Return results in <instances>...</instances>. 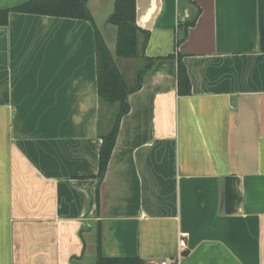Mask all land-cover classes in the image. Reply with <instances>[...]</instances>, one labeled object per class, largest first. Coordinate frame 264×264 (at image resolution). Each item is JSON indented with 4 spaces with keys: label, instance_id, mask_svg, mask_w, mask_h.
Instances as JSON below:
<instances>
[{
    "label": "crops",
    "instance_id": "1",
    "mask_svg": "<svg viewBox=\"0 0 264 264\" xmlns=\"http://www.w3.org/2000/svg\"><path fill=\"white\" fill-rule=\"evenodd\" d=\"M135 1L143 54L159 59L128 95L102 179L112 108L98 93L95 28L124 76L135 83L144 64L116 56L115 0H88L95 27L18 11L0 25V264H95L99 249L147 264H264V0ZM227 176L239 179L233 213Z\"/></svg>",
    "mask_w": 264,
    "mask_h": 264
},
{
    "label": "trees",
    "instance_id": "2",
    "mask_svg": "<svg viewBox=\"0 0 264 264\" xmlns=\"http://www.w3.org/2000/svg\"><path fill=\"white\" fill-rule=\"evenodd\" d=\"M88 0H27L13 7L0 10V25L7 24L11 11L41 15L60 16L89 20L95 27L93 16L87 4ZM109 21L117 26L116 56L119 58H142L143 66L137 71L134 84H129L119 69L101 32L96 30L97 52V80L98 93L101 103L108 107H116L112 122H109L107 131L102 133V144L99 152V178L106 173L113 150L116 145L122 117L129 111L128 95L141 88L144 75L154 66L159 58L145 57L143 49L148 40V32L141 30L136 23V1L115 0L114 11ZM194 21L183 24L186 29ZM184 36V37H185ZM184 39V38H183ZM180 40L177 41V45ZM177 84L181 95L191 93V81L183 56L178 53ZM240 202L239 179L236 176H227L224 189V207L226 213L237 210ZM99 204V192H97ZM95 264H147L139 257H106L99 249Z\"/></svg>",
    "mask_w": 264,
    "mask_h": 264
},
{
    "label": "built area",
    "instance_id": "3",
    "mask_svg": "<svg viewBox=\"0 0 264 264\" xmlns=\"http://www.w3.org/2000/svg\"><path fill=\"white\" fill-rule=\"evenodd\" d=\"M181 246H185V240L181 238L180 240ZM181 261V255H178L176 257H169V258H163L156 262L155 264H180Z\"/></svg>",
    "mask_w": 264,
    "mask_h": 264
},
{
    "label": "rangeland",
    "instance_id": "4",
    "mask_svg": "<svg viewBox=\"0 0 264 264\" xmlns=\"http://www.w3.org/2000/svg\"><path fill=\"white\" fill-rule=\"evenodd\" d=\"M118 58V60L119 59H122V58H119V57H117ZM134 61V60H133ZM134 63L137 65V67L141 64L142 65V63H141V60L138 58L136 61H134ZM140 65V66H141ZM139 66V67H140ZM125 77H126V79H127V81H128V83L129 84H132V83H134V81H132V79L130 78V76H129V74H128V71H125ZM115 106L114 107H112V110H113V115H114V113H115ZM113 115H111L110 116V119H109V122L111 121L112 122V120H113Z\"/></svg>",
    "mask_w": 264,
    "mask_h": 264
}]
</instances>
